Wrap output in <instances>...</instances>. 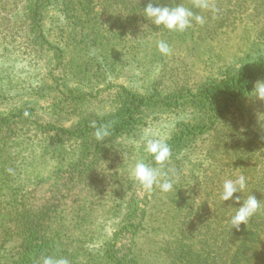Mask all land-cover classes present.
Masks as SVG:
<instances>
[{"label":"trees","instance_id":"trees-1","mask_svg":"<svg viewBox=\"0 0 264 264\" xmlns=\"http://www.w3.org/2000/svg\"><path fill=\"white\" fill-rule=\"evenodd\" d=\"M125 1L0 0V27H4L0 31L21 30L28 48L37 54L47 52L48 64H53L43 72L52 83L30 89L28 94L43 95L52 90L77 101L85 94L75 93L82 92L85 86L93 88L101 80L107 83L120 73L121 67L123 70L131 64L128 58L135 56L134 52L140 51L150 39H161L157 35L162 34V39L170 40V35L171 38L175 35L172 32L176 31L151 24L143 17V10L137 16L122 17ZM159 1H147L142 7L149 2L160 4ZM261 1L264 7V0ZM55 35L59 42L58 39L53 42ZM9 36H4L2 45L7 39H14ZM176 36L192 37L194 33L187 29L183 35ZM241 60V65L235 68H221L195 91L180 89L161 95L154 90L142 95L122 87L123 95L110 113L84 116L72 130H53L58 139L51 141L56 144L54 152L58 159L64 160L66 153L71 152L66 140H72L78 151L75 160L69 163L67 180L58 177L57 199L64 189L62 181L72 182L86 172L82 160L84 151L93 146L96 138L93 122L97 127L108 126L109 135L102 142L106 144L108 140L138 132L151 114H175L173 130L166 137L171 158L162 166L150 154L141 160L167 173L174 182L173 189L162 192L154 188L148 192L134 179L117 181L108 199L114 209L109 218L117 231L96 249L95 255L88 249L83 253L76 250L67 253L56 235L51 236L59 226L63 228L69 214L67 207L52 199V205L37 208L33 204L37 209L29 208L34 206L23 200L25 190L41 180L34 182L35 178L23 176L30 162L28 158L11 163V174L15 176L7 180L0 175V217L4 214L2 210L15 211L12 216L18 224L16 232L20 238L15 231L10 238H18L20 243L13 247L1 243L0 263L42 264V257L52 256L66 258L70 264H81L78 258L82 256L89 264H264V116L259 119L248 104L255 85L264 79V41H254ZM22 101L21 106L31 110L33 103ZM23 114L20 109L11 117L0 115V135H9L13 121ZM226 127L229 130H224ZM236 129L237 132L229 134ZM210 135L212 138L217 135L218 142L200 151L211 164L201 170L193 162L192 147ZM47 144L52 145L49 141ZM4 166L5 162L0 164V172ZM241 174L247 177L244 195L253 193L262 200V205L248 226L241 225L237 230L230 223L233 209L229 207L239 205L223 202L219 197L224 180ZM130 186L144 190L143 196L137 197V191L133 190L132 197L127 198ZM24 224L31 230L27 236Z\"/></svg>","mask_w":264,"mask_h":264},{"label":"rangeland","instance_id":"rangeland-1","mask_svg":"<svg viewBox=\"0 0 264 264\" xmlns=\"http://www.w3.org/2000/svg\"><path fill=\"white\" fill-rule=\"evenodd\" d=\"M147 1L150 0H126L121 7L122 17L137 16ZM159 2L163 6L183 4L195 14L203 16L204 23L199 24L193 20L192 26L188 28L194 33L192 37L176 36L183 35L185 31L177 32L178 34L172 32L175 35L172 38L170 35V40L162 39V34H158L161 39H150L140 51L134 52L135 56L128 58L131 64L123 70L121 67L120 73L115 74L107 83L101 80L97 82L100 85L96 84L93 88L85 86L82 92L75 93L85 94L84 98L77 101L64 98V95L52 90L43 95L33 92L29 95L28 90L33 91L34 88L39 89L41 84L52 83L43 73L44 70H50L53 65L48 64L49 55L47 52L37 54V51H32L33 48H28V40L25 35L22 37V31L19 29L18 33L16 30L0 31V115L11 117V114L20 109L24 111L22 117L13 121L10 134L0 135V164L5 162L0 175L10 180L15 176L11 174V163L28 158L27 161L30 162L23 170V176L33 177L34 182L39 180L41 182L26 187L28 189L25 190L26 194H23V200H27L26 204L29 206L36 204L37 208H43L46 204L52 205L54 199L55 202L59 200L67 207L69 214L63 228L59 226L55 231L57 233L51 234L52 237L56 235V239L67 253H74L73 250L83 253L88 249L90 252L94 251L95 255L101 245L108 242L110 236L117 231L115 223L109 218L114 210L113 205L108 202L111 187L117 185L119 180L132 181L130 174L135 164L150 157L141 139L143 131L152 129L160 136L168 137L173 130L175 114H151L138 132L108 140L106 144L102 143L104 140L98 141L94 138L93 146L83 153L82 164L86 165V172L75 178L74 182L66 180L70 175L67 172L69 163L75 160L77 148L72 140L70 142L66 140L72 153H66L67 157L64 160L58 159L54 152L56 144L51 141L55 139L53 130L58 128L72 130L84 116L110 113L115 108L117 99L123 95L122 87L134 92L139 91L142 95L151 94L154 90L161 95L180 89L195 91L210 77L217 75L221 68L237 67L254 41H264V7L260 5L261 0H205L208 8L197 7L199 0ZM20 24L18 22V25ZM5 35H12L14 39L9 38L2 45L1 41ZM53 39L52 37L51 40ZM57 39L55 35L53 42H57ZM159 41L168 42L170 54L160 53L157 46ZM22 100H30L33 103L30 106L31 110L21 106ZM248 104L250 111L262 119L264 100L252 94ZM245 107L247 108V99ZM224 130L229 128L226 127ZM233 132H237V129L230 130L229 134ZM211 136L213 135L200 139L199 143L192 147L193 162L197 163L201 170L202 167L203 169L211 167L209 159L200 152L213 143L217 144L218 136L215 135V138ZM57 139L56 137L55 140ZM48 141L52 145H48ZM75 148L76 151H72ZM25 165L27 164H23ZM59 176L66 178L67 183L62 181L64 189L55 199L56 187L60 185L57 183ZM127 190V198L132 197L133 190L137 191L139 198L144 194V190L131 186ZM35 206L29 208L37 209ZM1 213L4 214L0 217V244L8 243L6 247L16 246L15 243H20L18 238H10L14 231L18 236L16 232L18 224L12 216L15 211L8 208ZM24 231L27 236L31 230L24 224ZM65 244H68V247ZM78 259L81 264H89L82 256Z\"/></svg>","mask_w":264,"mask_h":264},{"label":"clouds","instance_id":"clouds-1","mask_svg":"<svg viewBox=\"0 0 264 264\" xmlns=\"http://www.w3.org/2000/svg\"><path fill=\"white\" fill-rule=\"evenodd\" d=\"M196 6L201 8L209 7L205 0H199ZM143 11V17L150 21L151 24L157 27L162 26L168 31L183 32L192 26L193 20L199 24L204 23L203 16L195 14L183 4L163 6L159 3L149 2L143 8ZM157 46L161 54L168 55L171 53V48L167 42L159 41ZM252 94L256 98L264 100V81L257 82ZM92 126L95 128L94 134L98 141H103L109 135L107 125L97 127L95 122H93ZM141 139L144 142L145 151L153 157L157 165L162 166L171 158V147L167 143L166 138L160 136L158 132L152 129H145ZM130 175L148 192H151L154 188H159L162 192H169L174 187V182L168 178L167 173L162 172L160 167H152L144 161H138ZM246 190L247 177L241 174L224 180L219 197L223 202L232 201L234 204L239 205V207H229L233 209L230 223L237 230L240 229L241 225L248 226L250 219L261 210L262 200H258L253 193L245 196ZM42 264H70V262L66 258L45 256L42 257Z\"/></svg>","mask_w":264,"mask_h":264}]
</instances>
